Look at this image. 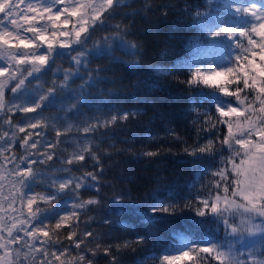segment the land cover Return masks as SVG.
<instances>
[{
  "label": "snow or ice",
  "instance_id": "6c2138e0",
  "mask_svg": "<svg viewBox=\"0 0 264 264\" xmlns=\"http://www.w3.org/2000/svg\"><path fill=\"white\" fill-rule=\"evenodd\" d=\"M116 3L117 0H0V61H3L0 64V121L15 129L10 137L9 132L0 133V141L3 142L0 143V161H3L0 163V264H95L94 258L101 251L105 257H110L108 264H119L113 248L118 253L131 248L133 244L142 245L148 238L147 235H139L135 240L123 244L104 245L98 242L94 248H88L87 241L100 240V237L92 231L78 232V225L74 221L80 217L78 209L98 205L101 201L96 198L82 200L73 203L71 210H68L59 200L70 192L74 200L79 199L81 189L94 188L96 195L102 192L104 184L99 173L103 172V167L99 154L88 146L83 147L79 154L73 153L67 161L68 165L85 161L87 154L97 170L86 172L82 177L53 176L46 182L42 181L51 191L37 192L32 190L35 187L32 182L40 174L39 165L53 160L51 150L56 145L48 144L44 153H38L36 150L40 141L29 139L38 134L30 130L19 140L24 154L18 156L10 142L17 139V132L24 133L26 127L36 129L41 124L37 116L42 105L59 92L68 91L73 78L83 79L82 70L89 74L78 90V99L85 98L86 87L95 85L99 74L105 71L104 68L88 70L91 56H110L113 42L117 39L129 54L139 51L137 45L123 39L128 29H121L119 24L111 35H105L88 46L93 34L108 25L107 13L113 10ZM119 3H123V0H119ZM225 6L240 18V24H216L206 27L205 31L213 38L228 37L239 49L238 53L228 66L210 67L207 73L199 67L195 68L186 83L216 86L228 99L229 102L215 105V113H218L216 122L223 123L227 129L220 144L227 146L230 155L224 160L225 167L212 174L214 178L219 177L213 180L215 187L211 189L217 195L212 196L210 192L204 198L198 193L194 199L197 215L205 216V209H209L223 221L226 234L231 236L243 238L245 234H259L260 247L246 245L245 252L238 250L231 242H196L180 236V246L171 250L175 255H161L159 264H174L185 258L186 264H197L201 254L209 258V264H264V0H226ZM200 15L197 13V18ZM64 57L72 62V67L62 72L59 68L52 70L53 79L43 94L38 99H25L28 95L26 89L32 80H39L51 70L57 58ZM188 67L192 68V65ZM58 72L63 77L59 82ZM8 88L12 97H7ZM14 113L36 114L24 117L36 119V123L21 127L13 122ZM131 115L133 113L129 112L113 114L106 125L118 119L127 120ZM5 116L7 119H4ZM204 116L205 123L210 125L207 131L211 132L215 127L213 116L208 113H204ZM95 128L96 125H89L83 128V132L89 133ZM60 135L57 132V137ZM188 151L185 148V152ZM212 151L213 140L209 139L205 145L194 147L189 155ZM143 154L154 157L159 152ZM63 171L70 172V168L65 167ZM6 186L8 195H4ZM220 192L224 195L221 196ZM113 199H126L134 205L152 200V213L174 214L179 209L177 203H165L149 193L141 198L117 192ZM192 205L193 200L184 203L185 208ZM147 219L151 221L154 217ZM62 232H66V236H62ZM63 239L68 241L67 246L62 244ZM36 241L40 242L39 246ZM56 245H60V248L50 250ZM71 245H75V256L72 255ZM88 252L92 258L87 255Z\"/></svg>",
  "mask_w": 264,
  "mask_h": 264
},
{
  "label": "trees",
  "instance_id": "16d2710c",
  "mask_svg": "<svg viewBox=\"0 0 264 264\" xmlns=\"http://www.w3.org/2000/svg\"><path fill=\"white\" fill-rule=\"evenodd\" d=\"M225 5L226 0H123V3L117 0L113 10L107 13L108 25L93 34L88 46L111 35L119 24L121 29H128L123 39L137 45L139 51L129 54L120 40H115L110 56L89 58V71L97 68L105 71L99 74L95 85L86 87L84 99H78V90L89 73L82 70L83 79L73 78L68 91L59 92L41 107V124L36 128L40 132L35 137L48 139L56 146L51 150L53 160L39 165L40 174L32 182L35 185L32 190L51 191L42 181L53 176L82 177L86 172L96 171L87 154L85 161L67 164L69 159L64 147L70 145L64 139L87 136L89 148L101 159L103 172L99 175L103 190L96 195L94 188L81 189L76 200L70 192L59 203L68 200L79 203L90 198L101 201L98 205L78 209L80 217L74 221L78 232L92 231L100 237V240L87 241L88 248H94L98 242L123 244L139 235H147L142 245L133 244L118 253L113 248L119 264H159L161 255L175 254L171 250L180 246V236L196 242L212 238L238 246L239 235L226 234L223 221L209 209H205V216L197 215L194 199L198 193L202 197H208L210 192L212 196L217 195L211 189L215 187L213 180L219 177L214 178L212 174L225 167L224 160L230 153L227 146L220 144L227 129L223 123L216 122L215 105L229 101L216 86L186 83L190 72L203 64L208 53L210 56L220 50L238 53L239 49L228 37L213 38L205 31L206 27L222 26L228 20H240ZM197 13L201 14L199 18ZM244 43L246 45V40ZM70 67L72 62L67 57L57 58L51 70L39 80H32L26 91L43 94L53 79L51 71L59 68L62 72ZM62 79L58 72L57 82ZM6 93L7 97L11 95L10 88ZM73 104L76 107H71ZM124 112L133 115L106 125L111 115ZM204 113L213 116L215 127L211 132L207 131L210 125L205 123ZM58 114L71 123L70 128L64 130L63 124L56 123ZM18 120L19 114H13V122ZM89 125H96V128L84 133L83 128ZM57 132L61 134L59 137ZM209 139L213 140L211 153L189 155L194 147L205 145ZM19 140L13 147L18 156L24 154ZM38 148H42L40 144ZM185 148L189 151L185 152ZM148 151H158L159 155L143 154ZM65 167L70 168V172H64ZM8 190L6 186L4 195H8ZM117 192L141 198L149 193L165 203H177L179 209L174 214L152 213V200L134 205L126 199H113ZM219 194L224 195L223 192ZM188 200H193V205L185 208ZM148 217L154 219L149 221ZM61 235L66 236V232ZM62 244L67 246L68 241L63 239ZM57 248L60 245L50 250ZM70 249L73 256L77 255L75 245ZM87 255L92 258L90 252ZM94 260L95 264H108L110 257H105L101 251ZM186 261L175 264H186ZM197 264H209V258L201 254Z\"/></svg>",
  "mask_w": 264,
  "mask_h": 264
},
{
  "label": "rangeland",
  "instance_id": "374dc122",
  "mask_svg": "<svg viewBox=\"0 0 264 264\" xmlns=\"http://www.w3.org/2000/svg\"><path fill=\"white\" fill-rule=\"evenodd\" d=\"M14 18H18V17H14ZM6 23H8V22H6ZM229 24L232 25V23H229ZM233 26H237V25H233ZM234 56L235 55L226 54L223 51L218 52V53L213 52V55H211V56L208 53L205 60L203 61V64L198 65V67L207 73L210 67L211 68H217L218 66H228L229 61ZM2 63H3V61H0V64H2ZM27 93H28V95L25 97V99H27V100L38 99V96L40 94H42V93H32V92H27ZM12 96H13V94L11 93V95H9V97H12ZM14 102H18V101H14ZM26 106H28V105H26ZM65 107H67V105ZM26 115L28 117H31V116H34L36 114L19 113V120L14 122V123H18L19 126H21V127H25L27 124L36 123V119H30V120L25 119L24 117ZM61 116H62L61 114H58V116H56V123L61 124V126L63 124V127H64L63 129L67 130L69 128V125H71V123L67 119H64V118L61 119ZM41 118H42V114L39 113V116H37V119L41 120ZM4 119H7V116H5ZM0 128H1L0 133H3L5 131L9 132V137L11 136V132L15 130V129L10 128L9 125L3 123V121H1V123H0ZM30 130L36 134H39V132H40L37 129H29L26 127V130L24 133L17 132V139L15 141H10L13 144V146L15 145L16 141H18L21 138V134H22V136H24ZM35 136L36 135L29 137L30 141L34 142L36 140H39L40 143H38V145L40 144V146L42 148H38L37 151H38V153H44L47 150V145L51 144V142H49L48 139H41V138L35 137ZM5 139H9V138L6 137ZM64 140L68 141V143L70 145L68 147L67 146L64 147V149L67 151L68 159H70L72 157L73 153L79 154L83 147H85V146L89 147V144H90V139L87 136H71L69 138H65ZM0 143H3V142L0 141ZM41 158H43V157L41 156ZM238 162H239V160L237 159V163ZM0 163H2V161H0ZM204 198H207V197H204ZM62 204H65L66 209L71 210V205L73 204V202L71 200H68V201L63 202ZM236 222L237 223L239 222V218H237ZM258 222L259 221H257V223ZM207 241H212L213 243H227L228 242V241H222V240H214L212 238H207V239L203 240L202 242H207ZM238 242L239 243H238L237 249L240 251L246 252L247 251V248L245 247L246 245H248V246L255 245L257 248L260 247V236H259V234H257L256 236H248L247 234H245L243 238L238 236ZM36 243H37V241H36ZM37 245H39V244L37 243ZM172 255H175V254H172ZM185 260H187V258H185L183 261H185ZM177 262H181V261H177ZM175 263L176 262H174V264Z\"/></svg>",
  "mask_w": 264,
  "mask_h": 264
},
{
  "label": "flooded vegetation",
  "instance_id": "af4514ba",
  "mask_svg": "<svg viewBox=\"0 0 264 264\" xmlns=\"http://www.w3.org/2000/svg\"><path fill=\"white\" fill-rule=\"evenodd\" d=\"M9 223H12L10 220L8 221Z\"/></svg>",
  "mask_w": 264,
  "mask_h": 264
}]
</instances>
